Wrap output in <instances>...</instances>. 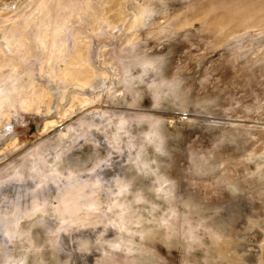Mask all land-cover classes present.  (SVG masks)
Listing matches in <instances>:
<instances>
[{"label":"rangeland","instance_id":"1","mask_svg":"<svg viewBox=\"0 0 264 264\" xmlns=\"http://www.w3.org/2000/svg\"><path fill=\"white\" fill-rule=\"evenodd\" d=\"M0 264H264V0H0Z\"/></svg>","mask_w":264,"mask_h":264},{"label":"bare ground","instance_id":"2","mask_svg":"<svg viewBox=\"0 0 264 264\" xmlns=\"http://www.w3.org/2000/svg\"><path fill=\"white\" fill-rule=\"evenodd\" d=\"M70 209V208H69Z\"/></svg>","mask_w":264,"mask_h":264}]
</instances>
